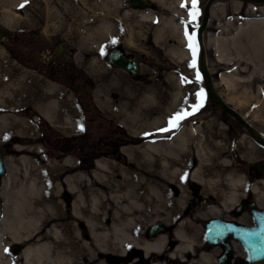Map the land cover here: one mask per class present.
I'll list each match as a JSON object with an SVG mask.
<instances>
[{
  "label": "rangeland",
  "instance_id": "374dc122",
  "mask_svg": "<svg viewBox=\"0 0 264 264\" xmlns=\"http://www.w3.org/2000/svg\"><path fill=\"white\" fill-rule=\"evenodd\" d=\"M130 1L126 6L132 9ZM147 1L153 2L157 9V3L152 0ZM238 1L242 4L244 12L235 15ZM35 3L37 0H0V25L13 32L11 40L0 39V101L4 104L0 107L2 108L0 117L9 118L7 121H2V124L0 123V138L5 139H0V145H5L15 135H35V128L29 123H38L33 120L27 122L31 128L26 135L25 133L23 135L15 133L16 130L18 131V125L12 121L13 118L18 117L28 121L26 116L13 111L23 107L24 102L31 101L36 106L42 104V114L47 109L54 108V111L57 109L51 104L52 101L58 99V96L49 94L52 86H49L44 78H38L36 74H29V70H24L20 64V55L27 49H31L33 52L36 47L43 48L48 45L66 43L84 45L85 48L82 51H85V58L88 57L92 68L93 62L99 60L105 54L104 52L114 48H123L129 54L144 57V73L147 75H143L142 78L135 79L122 71L111 70L113 73L112 82L100 79L96 82L94 93H96L98 105L94 106L96 109L94 113L100 117L104 113L115 115L114 125L119 119L137 131L149 132L151 130L154 135L150 139L154 138V144L162 146L161 153L158 152L154 155L158 158L155 157L151 164H126L122 166L128 169L132 175L137 174L139 177L142 173L146 176V182L136 186L137 197L134 196V198L140 203L135 209L136 211L131 210L130 213H124L121 210V204L128 203L124 195L116 200L105 199V203L110 206L112 213L118 210L122 216L125 214L132 215L135 218V227L130 229H135L136 234L147 241H153L162 236L166 239L168 236L167 234H160L154 238H149L147 232L151 225L166 216L163 209L167 205L165 201L167 181L159 176V158L166 156V146L172 143L177 136L184 137V141L179 143L181 144L180 148L184 150L185 162L188 165L187 174L192 175L194 169L200 168L199 174H202V177L205 176L208 180L212 179L211 183L206 181L201 187L203 196L210 197L211 194L213 195L214 189L224 193V191L230 192L237 188L226 181L224 176L247 174L250 166L264 161V146L252 141L249 138L251 134L248 132V128H243L239 122L233 121L232 123L237 126L240 133L238 139L233 146L228 145L227 139L224 138L229 133L228 123L221 122L219 119L221 115L226 116V113L222 111L223 107L212 92L213 89L221 100L241 114L261 135H264V35L259 32V27L256 26V24L264 22V0H226L225 2L200 0L197 7L199 15L195 21L187 17L184 18L183 42L177 36L167 37L165 35L160 41H157L154 35L155 28L148 27L147 29L136 28L132 35L122 32L117 35L104 36L100 43L98 38L88 37L85 33V20L55 11L47 15L46 11H37L33 7ZM21 4H24L25 7L21 8ZM221 4L229 5L231 15L225 20L214 18L210 14L212 8L217 10ZM54 6L52 4V7ZM43 7L45 6L43 5ZM207 13L209 20L201 37H198V30L202 27ZM216 26H220L223 30H217ZM189 35L195 37V57L192 49L189 48ZM172 49L185 50L188 52V56L179 60L172 55ZM194 59L195 67H192ZM94 67L98 70L103 68L102 66ZM232 74H236L239 85L234 91H229L222 84L221 77ZM197 75H199V79H197ZM24 92H30V95L27 96ZM201 93L203 94V106L197 109L196 105L201 103ZM44 96L49 98L46 99ZM261 108L263 110L258 113ZM45 113L51 114L49 111ZM73 113H75V109H73ZM178 113L184 118L180 120L178 127L171 128L169 122ZM227 118L230 119V117ZM60 123L71 124L68 122ZM3 124H6L7 128H4ZM99 124H106V122L98 120L96 125ZM161 129H169V133L162 139L156 137L157 132ZM6 133L9 135L5 138ZM93 142L96 143L98 140L95 138ZM16 145L18 146L15 147V150L21 151L15 155L11 151L14 150L12 148L8 156L4 157L5 176L8 174L9 167L13 165L12 163H18L21 157L36 159L41 163L40 167L47 169L46 173L55 180L53 192V200L57 205L55 223L68 226L67 228H59L62 229L66 235L64 237L67 239L49 237L41 240L37 231L31 233L29 237H24L18 243L7 237L3 244L5 257L11 261H20L24 249L48 241L58 247H65V256L74 253L78 257L74 260V264H115L114 258L120 253L98 248L90 233V228L83 219L80 220L74 214L75 203L80 194H83L81 204L84 215L90 213L88 206L93 198L88 194L85 197V192L88 190L90 181L93 184H96L97 181L93 179L88 181L85 179L77 180L78 188L74 192L64 182L66 176L75 173V171L90 176V172L96 169L95 164H85L84 171L80 168L72 170L70 167L64 166V162L56 161L47 152V146L42 142L33 145L18 143ZM181 149L180 151H182ZM173 164H177V162L173 160ZM112 165L114 168L110 172L102 171L103 175L111 178V183L102 185L98 182L99 184H96L94 188L99 187L106 194L119 195L117 179H126V177L120 175L119 169L121 167L116 162ZM24 167L26 168V166ZM24 171L20 168L18 174L23 176ZM5 176L0 178L3 215L5 197L2 191V180ZM138 177L135 176L140 180ZM128 181L134 182L133 178L128 179ZM187 182L191 184L190 189H186L184 205L190 200L197 202L198 193H195L194 184L200 183H192L190 179ZM135 183L137 182L135 181ZM253 183H257V181L254 180L251 184ZM258 183L260 193H254V195L264 201V180L258 181ZM140 186L144 187L142 191H144L143 194L146 198L140 195L142 192L139 190ZM250 193L252 194V192ZM216 197L222 196L217 195ZM85 201L88 203L87 205H85ZM201 206L202 204L198 205V209L206 212V206H202V208ZM98 212L101 213V210L97 211V215ZM65 217L68 218L66 221L64 220ZM198 219L195 221L199 222ZM200 221L201 224L194 227L189 225L187 227L188 232L195 239L196 247L201 249L199 253L205 252L215 259L205 264H219L218 260L223 253V248L216 247L211 251L205 249V228L202 224L204 220ZM175 238L177 237L175 236ZM14 245L22 247L21 252L17 255L12 252ZM237 245L243 255L237 256L236 251H234L236 261L234 264H237L238 258H242L246 254L244 248L240 244ZM132 248L127 247L125 252ZM165 249L168 250L167 247ZM151 256L154 260L161 259L160 261L164 264L167 262L166 259L164 260L156 254ZM196 260L199 261V258L197 257ZM138 262L139 260L131 264H138ZM201 262L204 264L202 260ZM257 264H264V261Z\"/></svg>",
  "mask_w": 264,
  "mask_h": 264
},
{
  "label": "bare ground",
  "instance_id": "6f19581e",
  "mask_svg": "<svg viewBox=\"0 0 264 264\" xmlns=\"http://www.w3.org/2000/svg\"><path fill=\"white\" fill-rule=\"evenodd\" d=\"M152 1L158 4L157 9L153 2L152 6L149 7L151 9L133 7L131 9L126 6L129 0H37V3L32 5L37 11H46L47 15L55 11L60 14L66 13L73 18L85 20V33L88 37L98 38L100 40L98 42L100 43L104 36L108 37L122 32L132 35L136 28L147 29L148 27L155 28L154 35L157 41H160L165 35L167 37L177 36L182 40L181 42H183V32L185 29L183 21L185 17L192 20V0ZM216 1L225 2L226 0ZM52 4L55 6L52 7ZM185 4L187 5L186 7L182 6ZM199 4L200 0L197 2V7ZM43 5L45 7H43ZM243 12L242 4L238 1L234 14L240 15ZM210 14L212 17L220 20H225L231 15L228 4H221L217 10L212 8ZM256 26L259 27V32L264 35V22L258 23ZM216 29L219 31L223 30L220 26H216ZM171 52L172 55L179 60H183L188 56V52L181 49H172ZM221 82L229 91H234L239 85V79L236 77V74L222 75ZM175 98L177 99L178 96ZM151 100H153V97H151ZM1 105L4 104L0 101V107ZM10 106L12 107V105ZM261 110H263V108L259 109L258 113L261 112ZM46 118L52 124H56V120L52 115L47 114ZM7 120H9V118L0 117V123ZM12 121L18 125V131L16 130L15 133L23 135L29 132L30 126L27 121L19 119L18 117L13 118ZM2 126L7 128L6 124ZM8 135L9 133H6L5 138L8 137ZM261 137L263 138L264 135H261ZM1 140L5 139L3 138ZM183 141L184 137L177 136L172 143L166 146V156H161L159 158V176L170 183L176 180V187H178L179 190L178 197L172 194V192L169 193L166 191L165 198L167 200V209L169 210L173 209L175 205H179L180 211L183 210V204L186 198L187 180L193 178L195 181L202 184L206 181L209 183L212 181V179L208 180L205 176L202 177V174H199L200 168L194 169L192 175L189 177L187 174L188 165H186L185 162L184 150L180 148L181 144L179 143ZM182 147L184 148V145H182ZM180 149L182 151H180ZM133 150L136 155L143 156L147 159L145 163L138 162L134 164H151V162L155 160V157H157L154 155L158 152L161 153L162 146L160 144L149 143L144 146L136 147ZM173 160L176 161L177 164H173ZM114 163V161L100 159L96 161V169L90 172V176L75 171V173L66 176L64 182L68 184L72 192L78 188L76 183L78 182L77 180L80 179H85V181L93 179L97 181L95 182L96 184H109L111 183V178L103 175L104 173H102V171L110 172V170L114 168L112 165ZM12 164L13 165L9 167L8 174L2 180V191L5 201L4 215L0 221V264H74V260L78 258L74 253L65 256V247H58L48 241L24 249L20 261H11L5 257L3 244L7 237L12 239L13 242L18 243L24 237H29L31 233L37 231V235L41 237V240H45L49 237H63L67 239L64 237L65 234L62 229L59 228L68 227L66 224L55 223L57 220V214L55 212L57 205L53 200L55 180L46 173L47 169L40 167L41 163L38 160L28 157H21L18 163ZM24 166H26V168ZM64 166L70 167L72 170L76 168L74 162L71 160H66ZM20 168L22 171L25 170L23 176L18 174ZM119 170L120 174L127 173L124 167H121ZM141 174L142 173H140V176ZM219 178L222 179L221 176H219ZM224 178L237 188L232 189L230 192L224 191V193L222 191L219 192L218 189L213 190L214 195L222 197H218L219 202L210 207V213L212 215L219 213L220 208H232L248 189L256 194L260 193L259 183L253 184L252 188H250L248 179L242 175L229 174L224 176ZM90 182L88 190L85 192V197L88 194L93 198L88 206L90 208V213L84 215L81 204L83 202V194H80L78 196V201L75 203L74 214H76L80 220L83 219L85 224L90 228V233L98 248L104 251H118L120 254H125L127 247H135L144 251L147 256L154 254L161 256L160 258L167 260L166 264H202L201 260L205 264L214 259L205 252L199 253L201 249L196 247L197 244L195 243V239L191 233L188 232L187 220L180 219V222L183 221L177 226L175 232L177 241L173 249H165L169 244H166V239L163 236L153 241H147L143 237L137 235L135 229H130L135 227V218L130 214L122 216L118 210L112 213L110 206L105 203L106 198L116 200L124 194H106L102 189H99V187L94 188L96 184ZM241 187L242 189H240ZM129 200L127 204H121V210L124 211V213H130L131 210H135L140 204L134 197H130ZM87 204L88 203L85 201V205ZM98 210H101V213L98 212L97 215ZM67 219V217L64 218L65 221ZM235 251L237 256L243 255L238 245H235ZM197 257L199 261L196 260ZM160 260L161 259L153 260L151 264H164Z\"/></svg>",
  "mask_w": 264,
  "mask_h": 264
},
{
  "label": "flooded vegetation",
  "instance_id": "af4514ba",
  "mask_svg": "<svg viewBox=\"0 0 264 264\" xmlns=\"http://www.w3.org/2000/svg\"><path fill=\"white\" fill-rule=\"evenodd\" d=\"M39 48L41 47L34 48L33 52L31 49H27L26 52H23L19 58L20 64L24 70H29V74L33 73L36 74L38 78H44L48 82V85L52 86L49 94L58 96V99L52 101L51 104L57 109L55 111L54 108L47 109L42 114V104L36 106L34 102L26 101L23 103V107L13 110L14 113L26 116L27 122L33 120L38 124L29 123L35 128L34 136L26 135V133V136L15 135L9 142L3 145L5 152L4 157L6 158L8 156L12 148L14 150L11 151L15 155L21 151L15 150V147L18 146L16 145L17 143L22 145H33L42 142V144L47 146V152L52 155L56 161L65 162L66 160H71L74 162L76 168H80L83 171L85 164H95L96 161L100 159L114 161L120 167L138 162L145 163L147 159L143 156L136 155L133 149L144 146L145 144L154 143L155 139H150V137L152 138V135H154L151 130H149V132L144 130L137 131L135 128L126 125L125 122L119 119L118 121L116 119L117 124L114 125L115 115L103 112L104 115L100 117L94 113L96 110L94 106L96 107L98 105L96 102L98 99L96 98V93H94V85H96V82L99 79L112 82L113 73L111 70L122 71L135 79L142 78L143 75H147L144 73V57L129 54L123 48H114L104 52L105 54L100 57L99 60L93 62L92 68L88 61V57L85 58V51H82V49L85 48L84 45L61 43L48 45L41 49ZM115 49L121 50L128 58L137 61V72L135 74L121 68H116L109 63L110 53ZM94 66H102L103 68L98 70ZM24 94L29 96L30 92H24ZM44 97L46 99L49 98L48 96ZM73 109H75V113H73ZM1 111L2 108H0V114ZM48 111L51 112L50 115L56 120V124H52L47 120L46 115L48 113L45 112ZM100 111H102V109H100ZM222 111L226 113V116L221 115L219 119L221 122L228 123L229 130V133H227L224 138L227 139L228 145L233 146L240 134L237 126L232 124L233 121L242 124L243 128L247 129V127L225 109ZM227 117H230V119ZM98 120L104 121L106 124L96 125ZM60 122H68L71 124L65 125ZM250 126L258 132L252 125ZM165 135L166 133L157 135L156 137L162 139ZM95 138L98 140L96 143L93 142ZM249 138L255 141L252 135H250ZM261 163H264V161L250 166L248 173L242 174V176L248 179L249 184L254 180L257 181V183L258 181L264 180V172L254 169L256 165H261ZM126 170L127 173L120 174L126 177V179H117V187L119 193L124 194L126 197V201H130V197H137V191L135 192L137 189L136 186L144 184L146 182V176L141 174L142 177L140 175L138 177L137 174L132 175L128 169ZM135 176L140 178V180L135 178ZM189 176H191V174ZM131 178H133L134 182L128 181V179ZM135 181L137 183H135ZM190 182L197 183V181L192 178H190ZM190 184L191 183L187 182L186 189H190ZM253 184H251L250 188H252ZM194 186L195 193H198L196 197L197 202L190 200L186 205L183 204L182 211H180L178 205H175L172 210L167 209V205H165L163 212L166 216L149 227L147 232L149 238L150 228L162 224L165 230L162 234L168 235L166 237V242L169 244L167 248L173 249L177 241V238H175L177 226L180 225L183 220H187L188 226L191 225L193 227L197 224H201L200 220L202 219L204 220L202 223L204 228L209 221L214 219L233 222L249 228L257 227L255 218L252 215V209L255 207L256 209L264 211V201L256 197L253 191L249 190L252 192L251 194L247 190L232 208H220L219 213L212 215L210 213V207L219 202L218 198L214 194H211L210 197L203 196L201 193L203 192L201 188L203 186L202 183L194 184ZM139 190H144V187L140 186ZM168 190L178 197L179 190L178 187H176V180L171 183L167 181L166 191ZM143 192L144 191L139 193L143 198H146ZM165 201L167 202L166 198ZM201 204L202 206H206V212H202V210L198 209L197 206ZM180 219L183 220L180 222ZM196 219H198L197 221L199 222H196ZM214 248L216 247H208L205 242L206 250L211 251ZM114 260L115 264H131L137 260H139L138 264H151L154 259L151 255L147 256L144 251L133 247L131 250L125 252V254H119Z\"/></svg>",
  "mask_w": 264,
  "mask_h": 264
},
{
  "label": "water",
  "instance_id": "95a60500",
  "mask_svg": "<svg viewBox=\"0 0 264 264\" xmlns=\"http://www.w3.org/2000/svg\"><path fill=\"white\" fill-rule=\"evenodd\" d=\"M130 6L133 8H149L152 6L147 0H131ZM209 20L208 13L205 15L203 25L199 29V37H201L205 25ZM13 32L6 27L0 25V39L11 40ZM109 63L116 68L127 70L131 73L137 72V61L130 59L121 50L117 49L110 53ZM223 109L232 114L240 122L245 124L253 139L260 145L264 146V139L246 122V120L232 107L228 106L212 89ZM164 133V132H163ZM4 148L0 145V178L5 176L6 168L4 165ZM255 170L264 172V163L256 165ZM2 194L0 190V195ZM3 203L0 197V219L3 217ZM252 215L255 218L257 227L249 228L233 222H227L219 219L209 221L205 226V242L208 247H221L224 249L223 254L219 257V264H233L235 244H240L246 251L243 258L237 260V264H255L264 261V211L253 207ZM162 224L155 225L150 228V238L156 237L158 234L164 233ZM22 247L14 245L12 247L13 254L17 255L21 252Z\"/></svg>",
  "mask_w": 264,
  "mask_h": 264
},
{
  "label": "snow or ice",
  "instance_id": "6c2138e0",
  "mask_svg": "<svg viewBox=\"0 0 264 264\" xmlns=\"http://www.w3.org/2000/svg\"><path fill=\"white\" fill-rule=\"evenodd\" d=\"M197 2H198V0H192V12H191V15H192L193 21H195L196 17L199 15V11H198V8H197ZM182 6L186 7L187 5L185 4V5H182ZM20 7L23 8V7H25V5L21 4ZM186 35H188V34L186 33ZM188 38H189V41H190L189 48L192 49L193 56L195 57V55H196L195 37L189 35ZM192 67H195V59L192 62ZM197 79H199V75H197ZM200 95H201V103L199 105H196L197 109L199 107L203 106V94L201 93ZM185 115H187V114H185ZM183 118H184V116L178 113L176 115V117H174L169 122L170 123V127L171 128L178 127L180 120L183 119ZM168 130L169 129H161V131H168ZM6 251H7V249H6Z\"/></svg>",
  "mask_w": 264,
  "mask_h": 264
}]
</instances>
